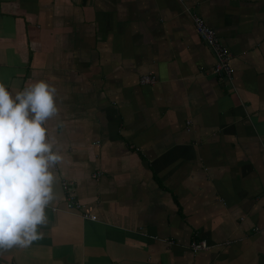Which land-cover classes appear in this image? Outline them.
<instances>
[{"label": "crops", "instance_id": "obj_1", "mask_svg": "<svg viewBox=\"0 0 264 264\" xmlns=\"http://www.w3.org/2000/svg\"><path fill=\"white\" fill-rule=\"evenodd\" d=\"M38 80L57 89L54 198L0 264H264V0H0V83Z\"/></svg>", "mask_w": 264, "mask_h": 264}, {"label": "clouds", "instance_id": "obj_2", "mask_svg": "<svg viewBox=\"0 0 264 264\" xmlns=\"http://www.w3.org/2000/svg\"><path fill=\"white\" fill-rule=\"evenodd\" d=\"M57 89L38 80L14 95L0 83V252L28 247L42 234L61 160L43 124L58 114Z\"/></svg>", "mask_w": 264, "mask_h": 264}, {"label": "built area", "instance_id": "obj_3", "mask_svg": "<svg viewBox=\"0 0 264 264\" xmlns=\"http://www.w3.org/2000/svg\"><path fill=\"white\" fill-rule=\"evenodd\" d=\"M192 23L197 36L202 42H204L212 51L214 56V64L212 66V72L215 77L219 80L230 81L232 78L233 68L230 65V52L228 49L221 43L214 30L206 25L202 18L197 14H191ZM138 82L140 84H153L155 82V77L152 73L141 74L138 77ZM185 124H188L186 122ZM99 173L95 172L97 176ZM63 188L66 189V183L63 182ZM66 207L82 210V207L76 201H72L70 196H66ZM264 206V203H263ZM83 218L94 219V216L91 215L87 209H83L81 212ZM189 247L192 251H197L207 248L206 242L199 241L197 243L191 242Z\"/></svg>", "mask_w": 264, "mask_h": 264}]
</instances>
